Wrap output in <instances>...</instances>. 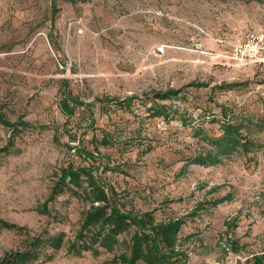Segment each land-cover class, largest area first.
Returning <instances> with one entry per match:
<instances>
[{
  "label": "rangeland",
  "instance_id": "374dc122",
  "mask_svg": "<svg viewBox=\"0 0 264 264\" xmlns=\"http://www.w3.org/2000/svg\"><path fill=\"white\" fill-rule=\"evenodd\" d=\"M260 27L264 0H0V109L30 122L13 145L0 124V218L24 227L0 230V258L23 248L27 231L74 234L85 201L64 192L51 213L37 210L70 164L99 167L128 208L183 221L189 264L264 256V61L231 58ZM67 94L90 106L64 113ZM226 111L242 121L250 150L218 154L209 144ZM208 154L220 160L196 163ZM47 251L46 264L114 256Z\"/></svg>",
  "mask_w": 264,
  "mask_h": 264
},
{
  "label": "trees",
  "instance_id": "16d2710c",
  "mask_svg": "<svg viewBox=\"0 0 264 264\" xmlns=\"http://www.w3.org/2000/svg\"><path fill=\"white\" fill-rule=\"evenodd\" d=\"M179 92L180 89L168 90L155 96L165 100L178 96ZM109 101L116 105L126 102L119 99ZM80 106L89 107L90 104L71 94H67L60 105L62 111L69 115L74 114L76 107ZM149 109L153 111L152 115L160 116L164 114L165 107L153 106ZM223 116L222 134L208 139L215 152L230 154L240 147L244 151L250 150L253 143L243 135L242 121L231 119L227 111ZM0 124L13 132L10 145L14 144L16 135L30 126L24 116L12 120L1 109ZM78 152L86 158H97L82 146ZM195 160L196 163L211 164L220 159L208 154L196 156ZM98 168L92 164L63 167L48 198L37 209L41 213H51L49 202L55 201L64 192L85 201L88 207L83 211L72 236L64 230L46 229L35 235L27 231L25 246L7 252L0 258V264H46L53 257L47 250L61 248L75 255L88 251L96 256L104 251L113 252L112 264H189L188 254L179 247L178 232L183 221L177 218L158 220L153 210L128 208L118 197L116 188L101 176ZM4 228L23 230L24 227L0 218V230ZM244 264H264V256L255 255Z\"/></svg>",
  "mask_w": 264,
  "mask_h": 264
},
{
  "label": "built area",
  "instance_id": "2783aa9c",
  "mask_svg": "<svg viewBox=\"0 0 264 264\" xmlns=\"http://www.w3.org/2000/svg\"><path fill=\"white\" fill-rule=\"evenodd\" d=\"M231 58L240 65L264 61V27L248 29L234 44Z\"/></svg>",
  "mask_w": 264,
  "mask_h": 264
}]
</instances>
